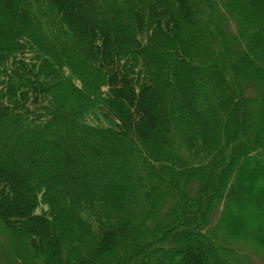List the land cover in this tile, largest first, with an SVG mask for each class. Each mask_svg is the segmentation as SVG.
Here are the masks:
<instances>
[{
    "label": "trees",
    "instance_id": "obj_1",
    "mask_svg": "<svg viewBox=\"0 0 264 264\" xmlns=\"http://www.w3.org/2000/svg\"><path fill=\"white\" fill-rule=\"evenodd\" d=\"M3 264H264V0H0Z\"/></svg>",
    "mask_w": 264,
    "mask_h": 264
},
{
    "label": "rangeland",
    "instance_id": "obj_2",
    "mask_svg": "<svg viewBox=\"0 0 264 264\" xmlns=\"http://www.w3.org/2000/svg\"><path fill=\"white\" fill-rule=\"evenodd\" d=\"M0 264H3V263L0 261Z\"/></svg>",
    "mask_w": 264,
    "mask_h": 264
}]
</instances>
